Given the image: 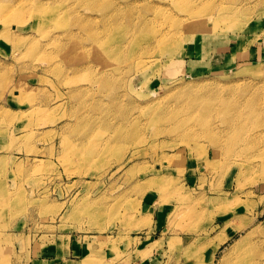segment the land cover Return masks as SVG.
<instances>
[{
	"label": "rangeland",
	"instance_id": "374dc122",
	"mask_svg": "<svg viewBox=\"0 0 264 264\" xmlns=\"http://www.w3.org/2000/svg\"><path fill=\"white\" fill-rule=\"evenodd\" d=\"M225 2L0 0V264H212L242 211L261 242L264 95L222 112L264 94V4ZM228 42L261 52L213 57Z\"/></svg>",
	"mask_w": 264,
	"mask_h": 264
},
{
	"label": "bare ground",
	"instance_id": "6f19581e",
	"mask_svg": "<svg viewBox=\"0 0 264 264\" xmlns=\"http://www.w3.org/2000/svg\"><path fill=\"white\" fill-rule=\"evenodd\" d=\"M182 1L185 2V0H182ZM200 1H205V0H200ZM206 1H209V0H206ZM222 1L225 2V0H222ZM197 2H199V1H197ZM202 3H204V2H202ZM261 4H264V0H261ZM237 5L236 4H229L226 2L223 3L221 8H219L217 16H215V14H211V13L209 16H206L204 18L201 17L203 15H197V14L194 15L195 17L191 14V18H190V16L189 17L187 16L189 19H191V20L195 19L196 21L202 22V24H204V25H206L209 21H213V25H214L211 27L212 29H207L208 28L207 26L201 27V25H196L195 29H193L189 33L192 34L191 36H193V38L197 35L198 37L203 39L211 31L213 33L218 32L219 24L221 22H222L221 24L223 25L222 27H225L224 23H225L226 19H231L233 21V17L235 16L237 9H238ZM182 7L183 8L185 7V3H184V5H182ZM194 10H195L194 8L191 9V11H194ZM196 10H198V9H196ZM181 18L182 19H177V21H176V23L178 25V27H177L178 29H179V27L184 29V27L186 26L185 20H188V18L187 19H185L183 17H181ZM209 24L211 25L212 23H209ZM215 26H217V27H215ZM225 29L227 30L228 27L227 28L225 27ZM197 30H203V32L198 33ZM167 33L163 34L164 35L163 40H165V38H167V37L169 39L172 38L171 40L174 43L173 46H175V43H176L175 39L177 38L178 31L173 32L172 35L167 34ZM239 39H240V36H238L237 40H239ZM263 95L264 94L255 93V94H253L252 97L250 96L251 98L249 97L245 101H240V102L234 104L231 109H226L222 113L225 114L228 118L231 116L232 120L235 123L238 121L242 122L243 118H240V117L245 115V112L243 110L245 108V106L248 105V106L253 107L256 104V99L261 98V96H263ZM198 97H199L198 95H195L192 93L191 96L189 97V100L187 101V103L186 102L185 103L187 105H194V104H196ZM185 99L187 100V98H185ZM223 105L228 106V105H230V103L228 100L225 99V100H223ZM232 127H233L234 132L231 135V138H232V140L234 139V142H235L238 139V137H241L245 134L247 128H246V125L242 124V123H240L238 126H236V124H233ZM258 132H260L259 129H257L255 133L258 134ZM105 145H108V144L106 143ZM239 215H241V217H239V216L236 217V219L238 218V223L235 225L232 224V227H229V230L231 229V232H229L228 234H225L224 230L217 231V234H216L217 239H218L217 245L210 252V254L207 255V258H208L210 263L215 264L217 257H218L219 246L223 242H225L226 240L231 238V236H230L231 234H234L235 232H240V231L242 232L243 231V232H246V234L242 235V238L239 239V241H237V239H236L237 242L233 245L232 252H231L233 254L230 257L228 264H264V238L261 240V242H259L258 240H256L254 238V234H253V230H252L254 223H255V218H253V217L250 218L249 216H247V213H245L243 211ZM212 228H213V226H212Z\"/></svg>",
	"mask_w": 264,
	"mask_h": 264
},
{
	"label": "crops",
	"instance_id": "0c3cea01",
	"mask_svg": "<svg viewBox=\"0 0 264 264\" xmlns=\"http://www.w3.org/2000/svg\"><path fill=\"white\" fill-rule=\"evenodd\" d=\"M243 42H238V45H242ZM216 45V44H215ZM230 42H228V45L225 47V48H220V47H216L217 49V52L215 53V56L213 57H216V59H220V58H224V59H228V58H233V56H237V55H240V57H245V56H249V57H252V53L251 51H253L254 53H259L261 52V49L260 47L257 49L258 51L254 50L253 48H250V49H246V50H242V49H238L240 47H234L235 49L234 50H230ZM133 234V233H132ZM133 238H135L136 236H132ZM59 246V244H58ZM39 264H59L57 261L58 260H55L54 256L48 258V259H39ZM38 264V263H37Z\"/></svg>",
	"mask_w": 264,
	"mask_h": 264
}]
</instances>
